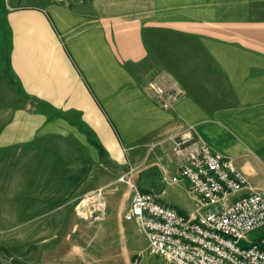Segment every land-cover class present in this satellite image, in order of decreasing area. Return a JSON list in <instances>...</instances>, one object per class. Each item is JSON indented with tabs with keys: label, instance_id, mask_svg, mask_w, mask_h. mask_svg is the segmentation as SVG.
Listing matches in <instances>:
<instances>
[{
	"label": "crops",
	"instance_id": "crops-1",
	"mask_svg": "<svg viewBox=\"0 0 264 264\" xmlns=\"http://www.w3.org/2000/svg\"><path fill=\"white\" fill-rule=\"evenodd\" d=\"M155 77L183 90L169 108ZM187 125L264 190V0H0V236L51 262L133 251L117 177L196 212L170 180Z\"/></svg>",
	"mask_w": 264,
	"mask_h": 264
},
{
	"label": "built area",
	"instance_id": "built-area-1",
	"mask_svg": "<svg viewBox=\"0 0 264 264\" xmlns=\"http://www.w3.org/2000/svg\"><path fill=\"white\" fill-rule=\"evenodd\" d=\"M143 90L161 108L171 107L183 91L158 77ZM166 140L177 167L170 180L187 183L197 211L185 213L161 202L138 185L129 164L117 177L130 190L123 218L141 229L147 251L173 264H264V190L248 186L247 176L231 158L199 140L193 126L179 128ZM237 192L242 193L232 198ZM257 228L261 236L247 237ZM240 238L261 245L241 246Z\"/></svg>",
	"mask_w": 264,
	"mask_h": 264
},
{
	"label": "rangeland",
	"instance_id": "rangeland-1",
	"mask_svg": "<svg viewBox=\"0 0 264 264\" xmlns=\"http://www.w3.org/2000/svg\"><path fill=\"white\" fill-rule=\"evenodd\" d=\"M30 1V0H27ZM253 161V160H252ZM256 160L252 163L255 164ZM132 166V165H131ZM260 176L262 177V181L264 182V165L260 166ZM128 169V166L126 169H124L123 172H125ZM135 170V168H134ZM135 171L132 172V177L135 178ZM253 178L250 177L248 181H251ZM144 180V179H143ZM143 180H139V186L143 187ZM125 184H121L122 186ZM165 187L166 194L165 196L173 197L175 193H177V190H179L177 187L169 186L168 184H163ZM147 190H151L152 192H155V190L152 188H146ZM242 192L234 193L233 197H238ZM186 204L190 207V209L194 208V201H192L187 195H186ZM189 209V208H187ZM92 218L95 217V213H92ZM133 227V232H135V239L133 241L134 250L133 251H120V250H114L112 248L107 249L106 251H102L100 262L97 264H173L170 262L165 261L162 257L151 254L146 249V241L144 238V234L142 233L141 229L135 224ZM132 231V230H131ZM262 229H254L250 231L247 234V237L255 239L262 235ZM14 234L9 235L7 237H4L3 235L0 236V264H71L67 262H51L50 256L41 255L37 258L35 256L34 251H29L28 253L26 250H21V248L18 247V241L13 238ZM76 235V234H73ZM82 243V241H81ZM82 245V244H81ZM84 249H87V247H84Z\"/></svg>",
	"mask_w": 264,
	"mask_h": 264
},
{
	"label": "water",
	"instance_id": "water-1",
	"mask_svg": "<svg viewBox=\"0 0 264 264\" xmlns=\"http://www.w3.org/2000/svg\"><path fill=\"white\" fill-rule=\"evenodd\" d=\"M238 242H239V244H240L241 246H249V245H251V244H253V243H255V244H257V245H261L258 241L248 242V241H245V240H243V239H241V238L238 240Z\"/></svg>",
	"mask_w": 264,
	"mask_h": 264
}]
</instances>
